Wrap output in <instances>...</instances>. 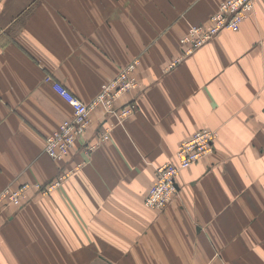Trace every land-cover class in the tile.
Returning <instances> with one entry per match:
<instances>
[{"label":"crops","instance_id":"1","mask_svg":"<svg viewBox=\"0 0 264 264\" xmlns=\"http://www.w3.org/2000/svg\"><path fill=\"white\" fill-rule=\"evenodd\" d=\"M220 1L0 0V191L72 170L0 204V264H264V0L181 56ZM137 57L140 86L115 104L134 112L99 105L64 158L47 154L73 110L46 76L91 103ZM201 128L218 131L213 153L180 171L165 209L147 206L157 167Z\"/></svg>","mask_w":264,"mask_h":264},{"label":"built area","instance_id":"2","mask_svg":"<svg viewBox=\"0 0 264 264\" xmlns=\"http://www.w3.org/2000/svg\"><path fill=\"white\" fill-rule=\"evenodd\" d=\"M254 7V0H223L218 11L212 15L209 21L203 25L192 26L187 34L182 37L181 41L185 44V54H192L205 42L219 31L230 29L237 31L245 17ZM140 59L133 61L123 68L118 75L109 80L98 93L97 97L87 103L77 96L63 82L54 79L52 75H47L45 80L51 82L54 91L69 103L73 110V116L64 120L60 126L47 137L45 151L53 158L62 157L76 142L78 136L84 134L91 123V112L99 105H103L109 112L116 113L119 117L125 118L134 112L135 102H129L116 107L118 99L128 91L136 89L139 82L134 73L140 64ZM218 136V131L212 128H201L194 132L191 136L183 139L176 151L175 159L168 161L157 167L156 179L153 181L148 190L145 202L148 206L164 207L172 195L178 193L176 178L180 171L189 168L193 163L199 161L203 157L210 155L214 151V140ZM109 133L103 135V139H108ZM91 145L89 149L96 148ZM67 175L61 173L59 178L47 185V190L54 189L57 185L64 184L70 172ZM29 182H25L19 187L8 188L0 193V200L15 206H21L23 201L29 200L28 187ZM31 184V183H30ZM43 185L42 182L36 184L37 188ZM173 193V194H172ZM172 194V195H171ZM0 208V217L2 216Z\"/></svg>","mask_w":264,"mask_h":264},{"label":"rangeland","instance_id":"3","mask_svg":"<svg viewBox=\"0 0 264 264\" xmlns=\"http://www.w3.org/2000/svg\"><path fill=\"white\" fill-rule=\"evenodd\" d=\"M223 1V0H222ZM222 1H220V3L222 2ZM220 3H219V5H220ZM254 7H255V0H254ZM254 7H253V9L251 10V12L254 10ZM218 8H219V6H218ZM217 11H218V9H217ZM216 11V12H217ZM215 12V13H216ZM250 12V13H251ZM214 13V14H215ZM249 13V14H250ZM213 14V15H214ZM248 14V15H249ZM247 15V16H248ZM246 16V17H247ZM212 17V16H211ZM210 17V18H211ZM245 17V18H246ZM244 21V20H243ZM203 24H205V23H196V24H192V25H190L189 26V29L192 27V26H198V25H203ZM189 29H188V31H189ZM187 31V32H188ZM187 32L184 34V35H182V37H184L186 34H187ZM220 32V31H219ZM218 32V33H219ZM217 35V33L212 37V39L215 37ZM182 37H181V39H182ZM181 39H180V41H181ZM211 40V39H210ZM209 40V41H210ZM209 41H207V42H205V44L206 43H208ZM181 43H182V41H181ZM183 44V43H182ZM204 45V44H203ZM185 44H183V47H182V50H183V54L181 55V56H183V57H185V56H187V55H190V54H185V52H184V49H185ZM181 56L180 57H177L171 64H174V63H177V62H179L180 60H181ZM138 59H140V61H141V58L140 57H137V58H135L133 61H135V60H138ZM133 61H131L130 63H132ZM129 63V64H130ZM128 64V65H129ZM126 67V66H125ZM125 67H123V68H125ZM122 68V69H123ZM121 69V70H122ZM138 80V79H137ZM138 82H139V80H138ZM140 86V85H139ZM139 86L137 87V88H139ZM59 127V126H58ZM57 129V128H56ZM55 129V130H56ZM54 130V131H55ZM51 134V133H50ZM49 134V135H50ZM49 135H47V137L49 136ZM83 135V134H82ZM82 135H80V136H78L77 137V139H76V142H75V144H74V146L73 147H75V145L77 144V141H78V139L82 136ZM47 137H46V139H47ZM101 139H103V138H101ZM104 140V139H103ZM46 142H45V145H46V143H47V140H45ZM91 145H95V144H91ZM90 145V146H91ZM89 146V147H90ZM73 147L72 148H70L69 150H68V152L71 150V149H73ZM93 149H95V147L93 148ZM93 149H89V150H93ZM44 151H45V147H44ZM46 152V151H45ZM68 152H66L62 157H60V158H54V159H62V158H64L65 157V155H67V153ZM47 153V152H46ZM48 154V153H47ZM53 158V157H52ZM173 160V159H172ZM172 160H169V161H172ZM168 162V161H167ZM166 163V162H165ZM163 165V164H162ZM161 165H159L158 167H160ZM65 171H62V172H60L58 175H56L53 179H51V180H49V181H46V182H42L43 183V185L40 187V188H37V186H36V184L37 183H39L40 181H27V182H29V184H27L28 185V187L30 186V188H29V192H28V198H29V200H24L23 201V204L21 205V206H17V208L18 207H22V206H24V205H27V204H29L31 201H33L34 199H35V197L36 196H38V195H41V194H43V195H49V194H51L53 191H55V190H58V189H60L62 186H63V184L62 185H57L54 189H52V190H47V188H46V186L47 185H50L51 183H53V182H55L58 178H59V176L61 175V173H64ZM71 173V172H70ZM65 174L67 175V173L65 172ZM68 178V177H67ZM25 183V182H24ZM24 183H22V184H20V185H23ZM31 183V184H30ZM176 183H177V181H176ZM20 185H18V186H16V187H19ZM152 185V184H151ZM14 186H12V185H8V186H6V187H4L1 191H0V193L1 192H4V190H6V189H8V188H13ZM151 187V186H150ZM178 187V186H177ZM150 189V188H149ZM147 193H148V191H147ZM173 194V193H172ZM171 194V195H172ZM178 194V193H177ZM176 194V195H177ZM175 195V196H176ZM147 196V195H146ZM174 195H172V197L170 198V201L164 206V207H161V208H159V207H155V206H150V207H152V208H155V209H158V210H163V209H165L168 205H169V203H171L172 202V200L174 199V197H175ZM145 199H146V197H145ZM4 200H0V204H2V205H4V203L5 202H3ZM145 204H146V202H145ZM147 205V204H146ZM148 206V205H147ZM0 208H3L1 205H0ZM6 208V207H5ZM5 208H3L2 209V216L0 217V227L2 226V224L4 223V221H5V218H6V216H5V213H6V210H5Z\"/></svg>","mask_w":264,"mask_h":264}]
</instances>
